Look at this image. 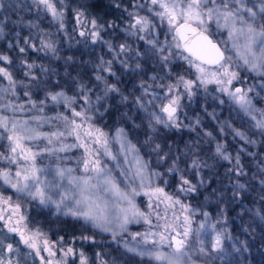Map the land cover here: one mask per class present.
<instances>
[{
	"label": "snow or ice",
	"instance_id": "obj_1",
	"mask_svg": "<svg viewBox=\"0 0 264 264\" xmlns=\"http://www.w3.org/2000/svg\"><path fill=\"white\" fill-rule=\"evenodd\" d=\"M31 4L58 22V32L64 31L65 0H31ZM115 7L119 8L120 5L116 4ZM131 7L134 11L124 9L129 18L128 33L139 40H145L146 37L140 33L151 35L158 24L161 27L166 25L174 42L171 47L179 50L177 54H187L180 55V58L196 73L195 80L179 76L176 82L161 85L167 91V103L159 106V112L163 116L146 108L139 97L135 100L148 115V133L144 146L150 150V154H155L166 172L150 169L149 162L143 160L140 149L127 139L123 128H118L114 135H110L94 122L99 109L93 110L92 100L88 95L92 91L90 87L75 81L77 94L69 97L62 87L56 90L49 87L47 79H41L46 76L48 69L41 66L39 73H36L33 71L36 65L26 59L20 60V65L27 68L23 73L25 79L18 80L10 69V66H14L13 59L9 54L0 52V83L7 81L6 86H0V189H4L0 191V264H14L11 256L19 252L14 243H22L31 249L40 257V264H68V257L78 259V264H89L84 251L77 252L72 245H79L82 249L84 244H95L97 232H110L114 239L117 235L127 233L136 243L131 246L125 243V252L139 257L140 264H197L194 256L210 255L222 250L223 234L215 225L210 226L213 236L208 235L204 223L200 224L194 235L192 216L196 212L182 203L179 196L170 195L163 187L153 186L152 177L161 178L165 174L181 173V156L173 153L171 144L165 150V146L152 134L159 133L156 125H161L164 129L181 127L178 115L182 98L180 89L182 87L191 97L198 82L201 86L217 85L218 91L226 94L254 121L252 128L264 136V109L253 105L249 96L253 88L234 86V82L243 84L239 69L264 77V0H136ZM141 10L145 12L144 15L140 14ZM74 19L81 28V37L85 36V26H90L92 43L101 40L108 44L109 52L114 53L111 60L100 58L94 79L104 84L105 88L103 95L96 96L97 103L110 93L120 94L117 84L110 83L103 73L116 76L113 63L117 60L123 68L129 69V64L119 57L130 51L131 46L122 43L116 49L102 40L101 32L106 27H114L113 24L105 25L97 19H88L80 9L75 10ZM27 26L30 29L37 27L34 23ZM2 32L3 28L0 27V33ZM217 32L226 33L227 39L217 41L214 38ZM33 39L31 36L25 37L23 44L37 52L45 51L55 55L57 49L51 39H40L39 46L31 42ZM229 42L230 49L221 47ZM147 43L151 46L150 51L167 67L170 57L174 55L170 48L154 38L147 39ZM27 50L24 46L18 48L20 54H25ZM226 52L235 55H226ZM140 69L141 64L137 62L135 68L130 70L136 72ZM150 79L155 80L156 77ZM139 87L143 94H149L150 85L146 81H142ZM261 88L264 89V84ZM18 89L22 90L26 99L21 100ZM39 92H43V97L34 98V93ZM122 99L127 100L128 97L122 96ZM153 99L164 98L154 95ZM148 103L151 104L152 101L149 100ZM221 103L224 101L221 100ZM46 109L54 114L46 115ZM26 112L32 113L26 119H20L16 115ZM46 125L48 130H42ZM233 134L248 144L256 143L242 131L233 129ZM206 135L211 137L212 134ZM70 138L72 143L67 142ZM113 142L119 145L116 152L113 151ZM73 149L83 150L77 161L82 168V175L74 174L75 169L70 167L57 166L53 169L41 167L37 163L38 159L52 156L57 160L67 159L58 153H67ZM215 151L223 159L231 161L222 144L218 143ZM194 152L195 149L188 146V151L182 155L187 157ZM105 159L114 162V168L119 169V176L113 174V168L105 164ZM189 167L198 170L201 167L199 159H192ZM231 170H235L238 176L246 175L239 155ZM162 182L167 184V180ZM203 183L200 180L198 184H194L187 176L180 174L178 192L185 195L196 193ZM259 183V199L264 201V176ZM236 187L244 189L245 186L238 184ZM8 189L12 190L13 195L6 194ZM141 194L148 198V210H141L137 206L135 197ZM24 199L35 201L46 208L54 207L57 215L70 218L74 222L73 226L78 224L82 231L69 241H65L63 236L55 242L50 241L40 228L29 227L28 218L22 211ZM177 206L183 216L182 221L175 211ZM169 210H172L171 221L168 220ZM153 214L157 221L163 220L164 223L153 224ZM203 215L205 218L208 216L207 213ZM260 218L264 220V216ZM141 221L149 226L147 231L129 232V225L139 224ZM153 228L163 230L153 231ZM5 229L12 234V242H7L10 237L4 233ZM15 237H19V240L16 241ZM205 240L210 241V246H205ZM149 244L152 247H148ZM41 252H46L47 257L42 256ZM58 252L62 254L60 259H56ZM15 264H19V261ZM94 264L108 262L97 253Z\"/></svg>",
	"mask_w": 264,
	"mask_h": 264
},
{
	"label": "rangeland",
	"instance_id": "obj_2",
	"mask_svg": "<svg viewBox=\"0 0 264 264\" xmlns=\"http://www.w3.org/2000/svg\"><path fill=\"white\" fill-rule=\"evenodd\" d=\"M94 1L97 0H65V29L58 32V22L53 21L46 12L38 10L31 4V0H0V5H3V8H0V27L3 28V32L0 33V52L9 54L13 59L14 66H10V69L18 80L25 79L23 73L27 71V68L20 65V60L26 59L29 63L36 65L33 69L36 73H39L41 66L48 69L46 76L41 79H47L51 88L59 90L60 85L57 87L55 80L59 77L64 78L63 89L66 90L69 97L77 94L75 81H80L90 87L92 91L88 95L91 97L93 110L99 109V113L94 116V122L100 127H102L103 121L101 119L103 115L101 116L100 113L104 114L111 98L114 99L115 104L120 107V113L118 126L110 135H114L118 128H123L127 133V139L131 140L140 149V155L143 160L149 162L150 169L166 172L164 166L158 162L155 154H150V150L144 146L146 133H148V115L139 107L135 100L139 97L146 108L163 116V113L159 112V106L162 103H167V91L166 87L161 85L166 86L169 83H174L179 76L195 80V70L190 68L188 63L180 58V55L184 53L177 54L179 50L171 47L174 42L166 25L161 27L158 24L151 35L140 33L146 39L139 40L135 35L128 33L129 18L127 12H125L127 20L118 26L117 29H114L115 26L110 27L108 32L104 31V29L101 32V36L102 40L109 42L113 48L118 49L122 43H127L131 46L130 51L121 54L119 57V59L126 61L130 68L125 69L118 60L114 61L113 71L116 72V76H108L106 72L103 75L107 77L110 83L117 84L120 94L110 93L97 103L96 96L103 95V89L105 88L104 84L96 82L94 79L98 71L100 58L102 57L105 61L111 60L114 53L109 52L108 44L101 40L92 43L89 35L90 26H85L83 29L85 36L81 37L79 35L81 28L74 19L76 9L84 11L88 19H96L89 15L85 8V5ZM107 1L118 3L123 0ZM127 1H129V5L126 7L128 12L134 11L131 5L136 0ZM9 5L12 6L9 7ZM140 14L144 15L145 12L141 10ZM29 23H34L37 27L30 29L27 26ZM17 33H19V37H17ZM29 36L34 37L31 42L37 46H39L40 39H51L57 49L55 55L51 52H37L24 45L23 39ZM151 38L158 40L166 48H170L174 54L170 57L167 67L160 62L159 57L155 53L150 51L151 46L147 43V39ZM214 38L217 41L227 39L224 32H217ZM9 45H12V48H9ZM20 46L28 49L25 54L19 53L18 48ZM221 47L230 49L231 43L221 45ZM73 48H79L81 55L80 50H78L73 56L70 53ZM82 48L86 49L85 54ZM88 52L91 53V56H88ZM30 53L39 55L35 57L36 61L28 60ZM137 53H140V55H137ZM225 54L233 55V57L235 55L231 52H226ZM68 58L71 59L69 60ZM137 62L141 64V69L136 72L131 71L130 69L135 68ZM238 71L243 79V84L240 85L238 82H234V86L252 87L253 91L249 93V96L252 98L253 105L258 109H264V89L261 88V85L264 84V77L243 69ZM48 77H51V79H48ZM151 77H156V79L151 80ZM142 81H146L150 85L148 95L143 94L139 87ZM51 84H54V86ZM6 85L7 81L0 83V86ZM217 89L218 86L215 84L201 86L197 82L192 90L193 95L189 97L181 87V109L178 113L181 127L179 129H164L161 125H156L159 133L158 135L152 134L155 139L165 146V150H167V145L171 144L173 153L181 156L179 164L181 173L175 175L165 174L161 178L152 177L151 180L154 187H163L165 192L170 195L179 196L182 203L189 205L196 212V215L192 216L194 235L201 223L205 224V229L208 231L209 236L214 235L210 228L211 225H215L216 229L222 232V250L212 252L210 255L194 256L193 258L197 260V264H257L256 261H253L254 259L264 258V220L260 218L264 216V201L259 199L261 193L259 180L264 176V171H261L264 169V136H261L252 128L254 121L245 115L240 107L233 103L226 94L221 93ZM18 91L21 94V100L26 99L22 95V90L18 89ZM39 94L40 96L34 93V98L43 97V92ZM154 95L164 99L154 100ZM122 96H127L128 99L123 100ZM9 99L15 98L9 97ZM149 100L152 101L151 104L148 103ZM221 100L224 103H221ZM59 110L63 109H57V111ZM31 114L26 112L23 114L17 113L16 115L20 119H26ZM45 114L50 116L54 112L46 109ZM8 115H11V113H8ZM257 115L259 114L257 113ZM233 129L244 132L256 143L248 144L245 140L234 136ZM42 130H48V126L46 125ZM104 131L109 133V130ZM206 133H211V137L207 136ZM67 142L72 143L73 141L70 138ZM218 143L224 146L226 153L231 157V161L225 160L216 154L215 148ZM188 146L194 148L195 152L185 157L182 153L188 151ZM112 147L113 151L116 152L119 145L113 142ZM77 152H80L79 156H77ZM82 152V149H73L67 153H58L59 156L67 157V159L57 160L55 156H52L38 159L37 163L41 167L53 169L57 166L70 167L75 169L74 174L82 175V168L77 164ZM249 153L254 155H249ZM237 155L240 157V164L246 175L238 176L235 170L230 171V169H234ZM196 158L201 163V167L198 170L189 167L191 160ZM120 159L122 162L123 157ZM104 162L108 167L113 168L114 175L119 176V169L114 168V162L107 159ZM124 167H127V165H124ZM180 174L187 176L194 184H198L200 180H203L204 183L196 193L181 194L178 192ZM254 176L256 179H253ZM163 180H167V184H164ZM238 184H243L245 186L244 189H237L236 186ZM0 191H4V189H0ZM6 194L13 195L12 190L8 189ZM135 200L141 210H148V198L146 196L141 194L135 197ZM22 206V211L28 218L29 227L33 229L40 228L47 234L48 239L53 242L56 241V239H52L53 233L62 227L65 222L72 221L70 218L57 215L54 207L39 206L35 201L30 202L24 199ZM161 209H163V205H161ZM31 211L33 212L32 215L30 214ZM175 211L177 215H180L179 206L175 208ZM203 213L208 214L207 218H205ZM151 218L153 224L164 223L163 220L157 221L155 214ZM168 220H172V210H169ZM180 220H183L182 215H180ZM148 227L141 221L139 224L129 225V232L143 233L148 230ZM152 230L162 231L163 229L153 228ZM80 231L82 229L78 225V231L76 229L77 235H79ZM4 233L10 237L7 242H12V234L7 233L6 229ZM201 235H203V232H201ZM104 238H109L108 242H110L111 246L122 248L124 256H127V259L123 260L131 263H140L139 257H134L125 252V243L130 246L136 243V241L131 240V236L127 233L117 235L114 239L110 232H97L95 244H84L82 249L79 245L72 246L76 248L77 252L83 250L89 259V263L97 260V253L101 254L106 261H109L110 257L111 261L119 262L121 259H116L115 256L120 254L112 253L107 259L105 258L108 256V252L102 247L105 242L107 243ZM15 240L18 241L19 237H15ZM204 243L206 247L210 246L209 240H205ZM14 247L19 248V252L11 256L14 264L16 261H19V264H40V257L36 256L31 249H28L22 243L18 245L14 243ZM148 247H152V245L149 244ZM4 254L8 255L6 252ZM41 255L47 257L46 252H41ZM61 256L62 254L58 252L56 259H60ZM67 259L68 263L72 261L78 263V259L75 257H68Z\"/></svg>",
	"mask_w": 264,
	"mask_h": 264
},
{
	"label": "trees",
	"instance_id": "obj_3",
	"mask_svg": "<svg viewBox=\"0 0 264 264\" xmlns=\"http://www.w3.org/2000/svg\"><path fill=\"white\" fill-rule=\"evenodd\" d=\"M116 4H119L120 7L119 8L115 7ZM128 5H129V1L127 0L119 1L118 3H112V2H108L104 0H97L91 3H88L87 5H85V8H86L87 13L95 17L99 22L104 23L105 25H108L107 23L110 22V24H113L116 26L117 24L121 23V18H124V12L121 8L127 7ZM106 29H107L106 31L108 32L109 30L107 27ZM78 50L80 49L73 48L70 50V53L74 56V53H76ZM82 51L85 54L86 49L82 48ZM30 54L28 55V60L36 61L35 57L39 55L36 53H30ZM80 55H81V50H80ZM48 79H51V77H48ZM55 82L57 83V85H60L59 88L61 87L63 88V83H65V79L59 77L57 80H55ZM51 85L54 86V84H51ZM39 93L37 94L40 96ZM106 110L107 111H104V114L101 117V119L103 120L102 128L104 130H109V134H111L118 126V116L120 113V107L117 104H115L114 99L111 98ZM78 154H80V152H77V156H79ZM30 214L32 215L33 212L31 211ZM73 224H74L73 221L65 222L63 226L61 225L62 227H60L55 233H53L52 239L57 240L59 237L63 236L65 241L71 240V238L74 235L78 234V232L76 233V229L78 231V225L73 226Z\"/></svg>",
	"mask_w": 264,
	"mask_h": 264
},
{
	"label": "flooded vegetation",
	"instance_id": "obj_4",
	"mask_svg": "<svg viewBox=\"0 0 264 264\" xmlns=\"http://www.w3.org/2000/svg\"><path fill=\"white\" fill-rule=\"evenodd\" d=\"M104 1H107V0H104ZM126 7H122L121 9L123 10V12H124V18H121V23H119V24H117L115 27H114V29H117L118 28V26H120L123 22H125L126 20H127V16H126V13H125V11H124V9H125ZM92 16V15H91ZM99 23H101V22H99ZM104 24V23H103ZM108 25L110 24V22L109 23H107ZM108 28V30L110 31V27H107ZM107 29L105 28V30L104 31H106ZM183 55H187L186 53H184ZM88 56H91V53L89 52L88 53ZM108 239L109 238H104V240L105 241H107V243L105 242V245H103L102 247H104V249L105 250H107V254H108V256H106L105 258L107 259L110 255H112V253H115V254H120L119 256H115V258L116 259H121L119 262L118 261H111L110 259V257H109V261H107L108 262V264H140V263H131V262H128V261H125V260H123V259H127V256H124V253H123V250H122V248L121 247H119V246H111V244H110V242H108ZM89 249V248H88ZM99 250H100V248H99ZM90 251H91V248H90ZM92 253V252H91ZM253 261H256V263L258 264H260V263H264V258H257V259H254ZM68 264H78V263H75V261H72V262H70V263H68ZM89 264H94V261H91V263H89Z\"/></svg>",
	"mask_w": 264,
	"mask_h": 264
}]
</instances>
